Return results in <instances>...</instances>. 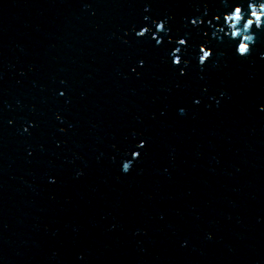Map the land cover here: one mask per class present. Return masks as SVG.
Returning a JSON list of instances; mask_svg holds the SVG:
<instances>
[{
	"label": "water",
	"instance_id": "water-1",
	"mask_svg": "<svg viewBox=\"0 0 264 264\" xmlns=\"http://www.w3.org/2000/svg\"><path fill=\"white\" fill-rule=\"evenodd\" d=\"M204 4L0 0V264H264V32L241 59ZM165 15L203 70L135 37Z\"/></svg>",
	"mask_w": 264,
	"mask_h": 264
},
{
	"label": "snow or ice",
	"instance_id": "snow-or-ice-1",
	"mask_svg": "<svg viewBox=\"0 0 264 264\" xmlns=\"http://www.w3.org/2000/svg\"><path fill=\"white\" fill-rule=\"evenodd\" d=\"M225 5V11L214 12L211 15L208 11V5L204 4V12L201 16H197L193 19L188 20V23L194 27L199 29L201 26L206 25L209 29H214L211 35L215 39L220 37V42L224 43L225 41L231 45L233 53L241 59H246L248 56L251 55L253 49L256 46L257 41L251 39L249 37V41H245L247 44L246 51L240 53L238 51L239 45L241 43L240 36L242 35H249V33H254L257 36L258 33L264 32V16L260 17L261 25L259 28L256 27L255 23L249 26L248 31L246 32L243 28L244 23L249 20L252 11H258L257 8V0H234L232 4L228 3V0H222ZM239 10L240 20L235 25L236 28L240 29V33L235 37L232 35L233 27H232V20L231 15L235 10ZM145 11L148 10L146 7ZM144 19H147L145 17ZM171 18L165 15L163 19L154 20L152 23L154 25L155 31L149 27H141L139 30H136L135 27L132 29L134 32L135 37L137 38H144L146 35L150 41H154V46H160L163 43V38L157 36L156 33H163L165 36L168 37L167 42L169 44L176 45L171 51L168 52V56L170 57V63L173 66H180L177 68L178 74L180 76L185 75V67L187 66L188 61L183 60L182 56H178L177 53L186 52L189 48H195V58L197 61V66L203 70L204 66L210 59L214 56L215 52L213 47L210 46L208 40L206 39L209 35L207 31L202 32V35L205 37L204 41L199 43L198 45H193L190 42V37L187 32L183 34H177L175 37L171 36V27L169 25V20ZM254 19V18H253ZM261 58H264V54H262ZM144 60L141 59L138 61V66H144ZM183 65V66H181ZM61 96L64 93H60ZM198 103V101H197ZM138 149L141 151L146 147V141L143 139L136 145ZM141 151H133L131 153V157L133 159H138L141 156Z\"/></svg>",
	"mask_w": 264,
	"mask_h": 264
},
{
	"label": "clouds",
	"instance_id": "clouds-1",
	"mask_svg": "<svg viewBox=\"0 0 264 264\" xmlns=\"http://www.w3.org/2000/svg\"><path fill=\"white\" fill-rule=\"evenodd\" d=\"M251 3V0H250ZM257 8L259 9L258 11H252L251 16L249 18V20H247L244 25L243 28L244 30L247 32L249 29V26L253 23H255L256 27L259 28L261 25V20L260 17L264 16V0H257ZM254 18V19H253ZM231 20H232V27H233V31H232V35L235 37L236 35H238L240 33V29L236 28L235 25L239 22L240 20V15H239V10H235L232 15H231ZM251 36V39L254 40L255 39V35L254 33H249V35H242L240 36V40L241 43L239 45V49L238 51L240 53H243L246 51L247 48V44L245 43V41H249V37ZM129 164L127 163H123L122 164V168L121 170L124 173H127L129 171Z\"/></svg>",
	"mask_w": 264,
	"mask_h": 264
}]
</instances>
